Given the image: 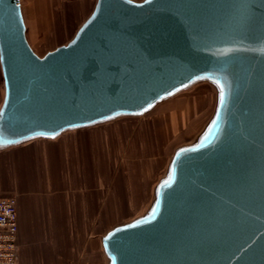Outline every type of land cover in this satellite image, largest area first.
Here are the masks:
<instances>
[{
	"label": "water",
	"instance_id": "water-1",
	"mask_svg": "<svg viewBox=\"0 0 264 264\" xmlns=\"http://www.w3.org/2000/svg\"><path fill=\"white\" fill-rule=\"evenodd\" d=\"M0 73V147L139 118L211 83L209 122L103 251L108 264H264V0H96L42 56L19 0H0Z\"/></svg>",
	"mask_w": 264,
	"mask_h": 264
},
{
	"label": "crops",
	"instance_id": "crops-1",
	"mask_svg": "<svg viewBox=\"0 0 264 264\" xmlns=\"http://www.w3.org/2000/svg\"><path fill=\"white\" fill-rule=\"evenodd\" d=\"M95 1L19 0L33 51L42 56L68 41ZM148 121L139 129L105 122L0 147V197L16 200L15 264H108L102 236L146 210L160 168L162 130Z\"/></svg>",
	"mask_w": 264,
	"mask_h": 264
},
{
	"label": "rangeland",
	"instance_id": "rangeland-1",
	"mask_svg": "<svg viewBox=\"0 0 264 264\" xmlns=\"http://www.w3.org/2000/svg\"><path fill=\"white\" fill-rule=\"evenodd\" d=\"M43 52L44 51H41L40 54H42ZM214 93L217 98V93L213 85L207 81H203L200 82V84L196 83L192 87L187 89L185 93L180 96V98L169 99L164 103H161L155 108V110L153 109L145 116L139 118L121 117L113 121H109V123L114 121L123 122L125 125H127V127H131V129L137 128L141 123H148V120L151 118L158 121L159 125L156 127V129H160L162 131H160L159 133L161 138H159L158 143H155V145L157 146V152L161 157L159 158L161 163L159 170L157 171L154 179L151 180V184L149 185V189L147 192V201L150 197L149 190L151 188V185L154 183V181L159 175L164 174V165L172 149L179 144L190 142L197 135V133H199L203 129H201V125L206 121L208 117L209 110L213 103ZM1 94L2 78L0 74V99ZM216 98L214 103H216ZM172 111L176 114V121H178V126L176 127L175 125V131L170 130L169 126H167L166 120V118L168 120L170 119ZM181 112H186L185 119H182L180 115ZM209 119L207 120V122H209ZM207 122L205 123L206 125ZM142 130L144 133L147 129L146 127H144L142 128ZM148 130L150 131L151 129L149 128Z\"/></svg>",
	"mask_w": 264,
	"mask_h": 264
},
{
	"label": "built area",
	"instance_id": "built-area-1",
	"mask_svg": "<svg viewBox=\"0 0 264 264\" xmlns=\"http://www.w3.org/2000/svg\"><path fill=\"white\" fill-rule=\"evenodd\" d=\"M17 228L15 198L0 197V264H15Z\"/></svg>",
	"mask_w": 264,
	"mask_h": 264
},
{
	"label": "bare ground",
	"instance_id": "bare-ground-1",
	"mask_svg": "<svg viewBox=\"0 0 264 264\" xmlns=\"http://www.w3.org/2000/svg\"><path fill=\"white\" fill-rule=\"evenodd\" d=\"M0 74H1V73H0ZM198 84H200V83H198ZM188 92H189V91H188ZM184 93H185V91H182V92L178 93L177 95L173 96V97L170 98V99H177V98H180V96H182V94H184ZM2 95H3V84H2V94H1L0 103H1V100H2ZM215 98H216V96H215V93H214L213 103H212L211 108H210V110H209L208 117H207L206 121L201 125V129L203 128V126L205 125V123L207 122V120L210 118V116H211V114H212V111H213V108H214V104H215V103H214V102H215ZM180 115H181L182 119H185V118H186V112H181ZM166 120H168V119L166 118ZM167 122H168V124H169V128H170V130H171V131H175V130H176L175 125H176V127L178 126V125H177V124H178V123H177L178 121H176V114L173 113V111H172V114L170 115V119H169ZM175 123H176V124H175ZM201 129H200V130H201ZM200 130H199V131H200ZM197 134H198V133H197ZM173 150H174V148L172 149L170 155L168 156V158H167V160H166V162H165V165H167L168 160H169L170 156L172 155ZM165 165H164V168H165ZM159 176H160V175H159ZM159 176H158V177H159ZM158 177L156 178V180L154 181V183L151 185V188H150V197H149L147 203L145 204V208L148 207L149 202H150V200H151V198H152V187H153V185L157 182Z\"/></svg>",
	"mask_w": 264,
	"mask_h": 264
}]
</instances>
